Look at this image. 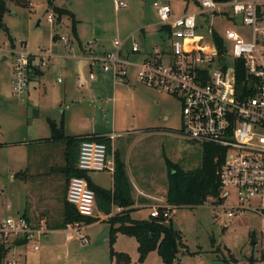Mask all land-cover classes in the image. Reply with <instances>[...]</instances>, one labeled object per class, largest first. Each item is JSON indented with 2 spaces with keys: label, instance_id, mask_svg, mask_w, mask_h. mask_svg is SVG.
I'll use <instances>...</instances> for the list:
<instances>
[{
  "label": "rangeland",
  "instance_id": "374dc122",
  "mask_svg": "<svg viewBox=\"0 0 264 264\" xmlns=\"http://www.w3.org/2000/svg\"><path fill=\"white\" fill-rule=\"evenodd\" d=\"M153 1L124 0L127 7H122L119 11L115 9L114 0H57L56 4L75 14L83 37L94 35L92 38H106L109 43L119 35L118 28L122 23L136 25L142 19H154L156 14ZM164 1L171 4L175 13L196 7L195 0ZM49 13L55 14L48 0L6 1L3 22L9 29L12 41L4 30H0V143L49 135L51 128L48 117L60 119L61 111H64L66 132L70 134L105 129L107 125L108 131L115 134L127 130L148 129L144 134L137 135L136 139L132 135L116 139L126 143L124 148H120L123 153L128 142L135 144V147L127 152L129 158L136 150H142L141 153L146 154L142 159L147 160L148 164L142 166L141 176L146 186L158 185L156 181L165 177V172L168 171L167 162L179 164L188 170L199 168L203 160L202 145L186 139L179 132L167 130L168 127L181 128V104L166 93L151 89L136 79L128 81L120 78L115 84L108 86V102L94 96L92 89L87 92L88 85L74 86L71 88L74 93L60 100L57 98L59 85L54 69L57 58H64V55L60 42L55 41L54 34L59 32L64 36L68 35L75 44L70 50H80L70 27V17L64 15L62 19L67 23L62 29H58V16L54 15L55 23H51L48 21ZM262 16L264 18V13ZM210 21L219 32L233 27L225 16H210ZM206 22L209 23L207 19ZM206 22L205 28L209 26ZM244 33L249 35V30L246 28ZM23 44L25 46L21 47ZM19 49L33 54L44 53L55 58L53 67L48 69L44 66L46 74L41 83L31 84V93L27 100L29 103L23 100L25 94L17 97L12 90L13 60L10 51ZM3 56H7V60L3 61ZM65 61L69 60L65 58ZM74 66L76 68V63ZM133 74L134 72L131 76ZM45 84L49 89L48 93L45 91ZM34 106H39V113L33 110ZM61 143H54V147L49 145V153L36 160V168L33 169L36 179L40 178L41 182H46L49 173L52 174L56 178L57 190L65 165L64 145ZM26 156V151L20 146L0 148V225L7 218L17 217V212L22 207L25 192L22 191L21 182L15 179L14 175L20 163L26 160ZM44 165H47L46 168ZM23 175L25 176V172L19 174L20 177H24ZM98 176L102 175L93 174L97 179ZM62 192V197L59 196L60 193L56 196L60 204L54 209L57 216L48 220L50 226L51 223L62 220L66 191L62 189ZM226 204L225 202L224 205ZM150 210L151 208H140L133 211V215L136 219H147ZM98 215V209L94 208V216ZM170 223L182 236L178 253L179 264H244L247 257L264 245L263 217L252 211H245L238 217L228 218L223 207L214 204L211 197L199 206L174 208L172 218L167 224ZM33 224L39 227L42 223L41 220H36ZM79 224V232L69 228L48 230L49 238L44 235L38 242L32 241L28 246L15 245V242L23 239L20 234L9 235L6 242L9 250L7 249L0 264H7L8 261H16L18 264H113L110 257V225L100 219L93 223ZM67 234L72 235L69 241L66 240ZM80 234L86 236V242L80 238ZM252 240L257 241V244H251ZM35 243L39 244L38 250L32 248ZM137 245L134 237L122 234L117 248L114 246V249L128 253L133 264H142L143 262L139 261ZM150 253L146 258L148 261L145 260L143 264H164L157 251ZM114 262L116 264L115 260Z\"/></svg>",
  "mask_w": 264,
  "mask_h": 264
},
{
  "label": "built area",
  "instance_id": "2783aa9c",
  "mask_svg": "<svg viewBox=\"0 0 264 264\" xmlns=\"http://www.w3.org/2000/svg\"><path fill=\"white\" fill-rule=\"evenodd\" d=\"M114 5L117 9L126 7L124 0H114ZM152 5L164 34L163 46H155L136 61L123 56L121 41L115 40V50L100 57L89 51L91 64L99 61L102 71L111 72L116 79L125 78L128 68L135 67L138 82L175 97L181 104L179 134L192 142L216 145L224 151L219 173L220 194L217 198L211 197L212 202L223 207L228 218L252 211L264 219V18L259 15V2L199 0L195 9L182 14L175 13L164 0H154ZM214 15L225 16L233 24L220 32L225 39V52L221 54L211 38L212 22L207 23V28L204 24ZM53 20L54 15L49 13L48 21ZM246 28L249 35H244ZM62 39L70 44L67 37ZM140 50L139 44L133 43L131 55ZM10 52L13 93L20 97L27 92L32 61L39 58L43 66L49 57L25 49ZM237 60L245 67L248 92L237 85ZM89 77L95 80L96 73L91 72ZM77 165L89 174L113 169L106 144L96 140L81 143ZM67 200L81 215L94 216L96 193L87 178L75 176L70 180ZM172 213L171 207L158 206L151 216L163 215L170 219ZM67 228L79 232L80 224H69ZM45 233V227H36L23 216L7 218L0 225L5 244L11 234H20L29 244L38 242ZM262 236L264 239V229ZM71 237L67 235V239ZM80 238L87 241L85 235L80 234ZM33 248L38 249L39 244L35 243ZM246 260L244 264H264V245ZM7 264L18 263L8 261Z\"/></svg>",
  "mask_w": 264,
  "mask_h": 264
},
{
  "label": "crops",
  "instance_id": "0c3cea01",
  "mask_svg": "<svg viewBox=\"0 0 264 264\" xmlns=\"http://www.w3.org/2000/svg\"><path fill=\"white\" fill-rule=\"evenodd\" d=\"M56 1L57 0H53V3L57 6ZM257 1L259 2V5L264 6V0H257ZM190 5H191V3H190ZM195 5L197 6L196 3H195ZM126 7H127V5H126ZM121 8L117 9L115 7V9L117 11H119ZM195 8H191V9L187 8L183 12H179V13L182 14L186 11H191ZM263 13H264V11H263ZM155 14H156V16L154 19H151V18L142 19V21L138 22L136 25H130V24L122 23L121 26H119V28H118L119 35H117L114 38V40L112 42H109V43H108V39H106V38H92V37H94V35H92L90 37H83L81 35L80 29L77 25L78 39L80 40V42L82 44V46H80V44L77 43L79 50H80L79 52H77V51L72 52L70 50L73 48V46L75 44H74V41H72L68 35H67L68 36L67 37V36H64L63 34H61L59 32H56L54 34V36L56 35L58 37L55 39V41L60 42V45L62 47L61 52L64 55V58H62V57L57 58L58 61L56 62L55 69H54V70H56V74H57L56 79H57V84L59 85L58 86L59 88L57 87V89H58L57 90V92H58L57 98L60 100L61 98H66L67 96L74 93V91L71 89L74 86L83 87L85 85H88V88H87L88 90L86 89L87 92H89L92 89L91 93H93L94 96H98L99 100L102 99V101L108 102V86L111 83L115 84L117 82V79L113 76V74L111 72H109V73L103 72L101 69V63L99 61H96L94 64H91L89 51H91L95 55V57H100V56L104 55L105 53H108L110 51L115 50L116 46H115L114 41L120 40L121 44H122L121 45V52H122L123 56H130L131 58L134 57L133 59L138 60V61L141 60L146 55H148L155 46L156 47L157 46L158 47L163 46L164 34L162 31L161 25L159 24V20H158V16H157L156 11H155ZM51 23H55V20H53ZM66 23L67 22H65V20L62 19V21H60V24H57V25H59L58 29H62ZM70 27H71V25H70ZM62 36L67 37L69 39L70 44H67L62 39ZM90 42H92L91 46L87 47V44ZM135 42L139 44L141 50L139 53L131 55V48H132L133 43H135ZM54 52H56V51H54ZM44 55H46V54H44ZM46 56H48L49 58L46 61L47 63L43 66L40 63L39 58L36 61V63H35L36 59H34L32 61V68L33 69L37 68V70H33V69L31 70L28 89H27L25 96L23 97L24 98L23 100L25 103H27V102L29 103V101H27V100L29 99V96L31 93V89H30L31 84L32 83H34V84L39 83L40 84L42 79L45 77V74H46L45 67L50 69V67L54 66L53 59H55V58H52L51 55H46ZM3 57H6L5 60H7V58H8L7 56H3ZM65 58H67L69 61L68 62L65 61ZM2 60H3V58H2ZM5 60H3V61H5ZM12 60H13V57H12ZM73 62L76 63V68H75ZM68 64H71V65L67 66ZM12 67H13V63H12ZM128 69L129 70L127 72L125 80L129 81L131 79H136V81L138 82V80L136 78V68L130 67ZM91 72L96 73V79L95 80L90 79L89 76H90ZM133 72L135 75L133 74V76H131V74ZM129 75H130V77H128ZM12 78H13V70H12ZM59 79H61V80H59ZM11 83H12V79H11ZM151 89H153V88H151ZM12 90H13V88H12ZM48 90L49 89L46 87V84H45V91L47 93H48ZM167 95H169V94H167ZM169 96L173 97L172 95H169ZM173 98L176 99L175 97H173ZM99 105L101 106V104H99ZM29 106L31 107L33 105H29ZM33 110L36 113H39V106H34ZM61 112H62V114H61L60 119L58 117H48V120H54L58 124L62 122L63 128L65 129L64 133L66 136L96 135V136H104V137L109 138L111 140V151L108 154V158H109V161L112 162L113 169L111 168V169H108V170H105L102 172H93L90 174L87 173L91 183H93L96 186H100L103 188L113 190L115 187L114 171H115V166H116V158H117V156H119V158L124 163L125 171L127 173L128 179L132 185V188H133L132 197L134 200L133 205H131L129 207H120V206L112 205L111 213L106 215L105 213H103L99 209L97 202H95V208L98 209V211L101 215V216L98 215L97 218H99L100 220L106 221L111 216H114L118 213H121V212L129 209V210H131L130 211L131 217L136 219L133 215V211L140 209V208H151L150 215H149V218H150L151 212L155 207H158V206L164 207V208L165 207H167V208L172 207L171 205L167 204V193H168L167 175H168V171L165 172V177L156 181L159 186L158 185L154 186V184H152L151 186H146V184L143 183L144 179L141 178L142 173H143L142 166H146L148 164L147 160L143 161V159H142L143 157L146 156V154L141 153L142 150H136L135 149L136 150L135 153H133L132 156L129 158L128 157L129 154H127L128 150L130 152V150L135 147V144L133 142L131 143V141L128 142L127 149L124 153L120 149V148H124L126 145V143L123 142L124 140L119 141L121 138L124 139L127 135L128 136L132 135V136H134L133 138L136 139L139 135L144 134L148 129H146V130H141V129L127 130V131L115 134V133H112L111 131H108V125H107L105 127V129H100V130L92 129V131L86 132V133L70 134V133L66 132V115H65V112L64 111H61ZM32 124H33V121L31 120L30 125H32ZM167 130L171 131L173 133H177L180 131V128L175 129L173 127H168ZM117 138L119 139L118 141H116ZM57 142H60V143L62 142L61 144L64 145L63 146V155H64V161H65V141L52 139L51 138V132L49 135H45L44 137H39V136L38 137H31V140H28V138H25V139H22L20 141H11L9 143L8 142L0 143V148L10 147V146H12V147L20 146L24 151H26V154H27L26 160L24 162L20 163V166L17 167L18 169L15 170V175H14V178L21 182L22 191L24 190V192H25L24 199L22 197V207L18 210L17 216H23V217L27 218L31 223H32V221L34 223L36 220H41V223H42L41 226H43L45 228L47 226L46 233L44 234L46 238H49L48 230L55 231V230L67 229V227L66 228H58L57 227V225H59L63 220V214H62V220L60 222L51 223V226L49 225L48 220L57 216L54 212V209L56 210L57 207H59L60 200L56 196L58 193H60V195L58 194L59 196H61V197L63 196L62 189H64V192L66 191V194H67V189H68L69 183L67 182L65 174L61 173L62 178L59 180L60 185L58 186V190H57V186L55 185L56 178L52 174L49 173L46 182H41L40 178L36 179V174H33L34 173L33 169L36 168V166H35L36 160H38L39 158L44 156L46 153H49L48 146L51 145V147H54V143H57ZM135 143H136V141H135ZM46 166L44 165L43 167L46 168ZM45 168H41V169L44 170ZM21 172L22 173L25 172V176L23 175L24 177L19 176V174ZM93 174H98V175H102V176H98V179H97V178L93 177ZM161 176H162V171H161ZM66 185H67V187H66ZM66 194H65V199H66ZM63 206H65V203ZM63 211H64V209H63ZM173 211H174V208H173ZM94 217H96V216H94ZM136 220H146V219H136ZM44 223H46L47 225L45 226ZM33 225H35V224H33ZM109 233H110V231H109ZM67 235H70V234H67ZM121 235L122 234L119 233L117 236L116 243L114 244V246L116 248H117V244L119 241V237ZM66 240L69 241L67 239V237H66ZM24 245L28 246L29 244L25 243ZM137 248H138V245H137ZM35 250H38V249H35ZM116 251L124 252L122 250H116ZM137 251H138V249H137ZM111 261L113 262V264H115V262H114V260H112V258H111ZM145 262L146 261H144L143 263H145ZM129 264H133L132 258H131V262Z\"/></svg>",
  "mask_w": 264,
  "mask_h": 264
},
{
  "label": "trees",
  "instance_id": "16d2710c",
  "mask_svg": "<svg viewBox=\"0 0 264 264\" xmlns=\"http://www.w3.org/2000/svg\"><path fill=\"white\" fill-rule=\"evenodd\" d=\"M6 1L0 0V30H4L9 39L12 38L9 34L8 27L3 22V15L6 12ZM27 2V0H16ZM50 6L57 15V23H60L64 15L69 16L72 20L71 30L77 40V43L82 46L77 34V20L75 14L68 9L58 7L53 3V0H48ZM217 3H224L228 0H214ZM199 4L198 0H195ZM259 15L262 16L264 6H258ZM229 17L228 13H225ZM230 20L232 18L229 17ZM209 22V18L207 20ZM207 23V22H206ZM211 38L213 39L219 53H224L225 39L223 35L216 31L215 27H211ZM58 36H54L56 39ZM13 46L15 44L11 42ZM237 72V85L243 91L248 92V77L245 73V67L241 60L235 63ZM32 67V66H31ZM37 70V68L33 69ZM51 128V138L54 140L65 141V165L63 173L66 176L67 182L75 177H85L90 182L96 193V202L99 209L106 215L111 213L112 205L120 207H129L133 205L132 185L125 171V166L122 160L117 156L116 166L114 171L115 187L113 190L96 186L91 183L87 172L78 168L77 162L79 158V150L81 143L84 140H96L106 144L108 154L111 151V140L104 136L96 135H81V136H66L64 133L63 123H57L54 120L49 121ZM203 160L202 165L195 170H188L181 167L179 164L167 162L168 175V193L167 204L173 208L187 206H199L205 203L209 197L217 198L220 194V168L225 159V154L222 148L212 145H202ZM171 207V208H172ZM172 208V209H173ZM161 212L163 208H160ZM129 209L111 216L106 220L110 225L109 242H110V257L116 261V264H129L131 256L128 253L118 252L114 249V244L118 234H124L129 237H134L138 243L139 261L144 262L152 251H157L162 257L164 264H179V245L182 243L181 233L174 228L172 223L167 224L170 219H166L163 215L159 217L150 216L146 220H136L131 217ZM99 218L94 216H83L77 208L68 202L67 194L63 211V220L57 225L58 228H66L73 223H93ZM25 239L15 242V245H24ZM8 247L2 241L0 243V262L3 259Z\"/></svg>",
  "mask_w": 264,
  "mask_h": 264
},
{
  "label": "water",
  "instance_id": "95a60500",
  "mask_svg": "<svg viewBox=\"0 0 264 264\" xmlns=\"http://www.w3.org/2000/svg\"><path fill=\"white\" fill-rule=\"evenodd\" d=\"M5 59H6V57H3V60H5ZM255 242H256L255 240H252L251 244H255Z\"/></svg>",
  "mask_w": 264,
  "mask_h": 264
}]
</instances>
